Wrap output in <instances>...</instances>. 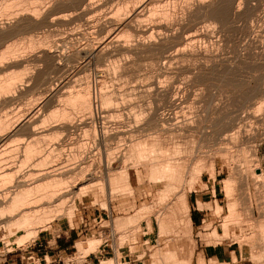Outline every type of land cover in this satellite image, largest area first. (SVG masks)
<instances>
[{
  "label": "rangeland",
  "instance_id": "rangeland-1",
  "mask_svg": "<svg viewBox=\"0 0 264 264\" xmlns=\"http://www.w3.org/2000/svg\"><path fill=\"white\" fill-rule=\"evenodd\" d=\"M48 1L39 7L38 18L16 15L12 9L6 11L10 19L0 13V37L12 34L0 38L1 48L33 39L29 49H18L10 60H0V76L17 75L12 89L0 95V122L15 124L0 131V160L5 161L0 167L15 171L14 180L32 172L27 184L41 183L56 171L65 178L82 168L87 173L83 171L77 188L97 193L94 201L88 191L75 200L77 188L59 187L57 192L67 188L56 193L58 197L67 195L61 215L50 217L20 247L13 241L22 233L12 230L10 235L9 229L4 230L0 264H36L41 258L37 251L47 247L53 252L56 237L70 229L77 232V252L65 257V263H82L88 254L96 256L97 248L106 245L113 255L105 254L100 260L113 258L114 264L123 258L151 264L154 253L161 255L166 250H175L178 259H186L190 253L189 264H199L200 250L214 246L237 250L238 261L232 258L233 264H256L249 258L250 247L257 251L264 246L258 240L257 226L264 224V0H54L53 5ZM77 94H88L84 105ZM61 110L64 117L54 118V112ZM32 133L39 138L42 155L55 148L46 165L41 163L45 167L39 165V169L34 158L23 160L22 149ZM144 136L179 144L178 156L187 159L175 191H185L189 210L192 206L204 215V221L192 225L190 233L178 220V224H169L170 234H158L153 214L171 203L173 194L166 203L159 202L156 190L160 184L152 182L134 159H123L128 156L130 141ZM193 159L201 160L203 169L189 189ZM106 162L112 164L106 166ZM108 168L116 174L125 170L130 189L124 191L119 179L118 188L109 189ZM228 176L234 177L229 198L223 190ZM3 185L0 192L12 190L11 184ZM229 199L236 200L238 222L227 223L229 235L225 238L221 228ZM142 203L152 209L137 216ZM70 206L73 217L68 220L65 212ZM216 206L220 207L218 213ZM117 217L130 218L131 225L126 223L130 228L124 225L129 229L125 234L112 226ZM212 231L220 237L213 238ZM233 237L245 241L239 243ZM87 238L96 241L94 249L86 250ZM77 242L83 243L76 248ZM72 252L74 249L66 254Z\"/></svg>",
  "mask_w": 264,
  "mask_h": 264
},
{
  "label": "bare ground",
  "instance_id": "bare-ground-1",
  "mask_svg": "<svg viewBox=\"0 0 264 264\" xmlns=\"http://www.w3.org/2000/svg\"><path fill=\"white\" fill-rule=\"evenodd\" d=\"M44 0H0V13L3 14L4 12V16L7 15V17L10 16L9 13L6 14V11L8 10H14L16 11L14 14L17 15V13H21L22 14H25V15H30L32 18L34 17H37L38 14H40V10H39V7L44 4L43 2ZM48 1V0H47ZM50 1V2H49ZM47 4H50L51 5V2H53L54 0H49ZM89 1V0H87ZM54 4V2L52 3V5ZM68 5V3H67ZM83 5V4H82ZM43 6V5H42ZM41 6V7H42ZM48 6V5H47ZM46 6V7H47ZM49 7V6H48ZM54 7V6H53ZM57 7V6H56ZM44 9V8H43ZM38 10H39V13H38ZM44 11V10H42ZM46 11V10H45ZM52 13V12H51ZM56 13V12H55ZM0 14V16H1ZM13 14V15H14ZM38 16H41L38 15ZM43 16V15H42ZM45 16V15H44ZM49 17H51V15H48ZM55 16V15H53ZM57 16V15H56ZM19 17V16H18ZM15 18V17H14ZM17 18V17H16ZM26 19V17H24ZM29 18V17H28ZM38 18V17H37ZM54 18V17H51V19ZM10 19V17L8 18ZM7 19V20H8ZM23 19V18H22ZM50 19V18H49ZM57 19V18H56ZM58 19H59V16H58ZM61 19V18H60ZM32 20H35V19H32ZM46 20V19H45ZM51 21V20H50ZM53 21V20H52ZM32 25V24H31ZM19 31V30H18ZM17 31V32H18ZM11 34V33H9ZM9 34H4V36H1L0 38H4L5 39V35H7L9 38ZM18 33H16L17 35ZM12 35V34H11ZM15 35V34H14ZM39 35V34H37ZM45 35V34H43ZM31 36V35H30ZM29 37V36H28ZM38 37V36H36ZM45 37V36H44ZM40 38V37H39ZM43 38V36H42ZM22 39V38H20ZM44 39V38H43ZM25 40V38H24ZM33 40V39H32ZM32 40H27L28 42L26 44H22V43H15L12 42V43H7L5 44L4 46H2V48L0 49V60L1 59H7L6 61H8L9 57H11L13 54L15 55V52L18 51V49H23V48H30L31 46H33V41ZM39 40V39H38ZM2 41V40H1ZM5 41V40H4ZM7 41V39H6ZM20 41V40H19ZM3 42V41H2ZM8 42V41H7ZM20 42H23V39L22 41ZM43 44V43H42ZM35 45V44H34ZM37 45V44H36ZM27 49V50H28ZM14 57V56H13ZM12 58V57H11ZM10 60V59H9ZM12 61V60H11ZM3 62V61H2ZM1 62V63H2ZM17 77L16 74H12V75H8L7 77L4 76H0V95L2 94H6V92H8V90L10 91V89H12L13 87V83L12 81L15 80ZM71 95V94H70ZM88 95V94H77L76 97L79 98L80 102L82 105H84L87 100L85 99V96ZM69 96V95H68ZM75 96V95H74ZM72 97V96H71ZM70 98V97H69ZM73 98V97H72ZM77 98V100H78ZM76 100V99H75ZM74 100V101H75ZM78 100V102H79ZM71 101V100H70ZM69 101V102H70ZM73 101V102H74ZM68 102V103H69ZM104 102H108L107 99H105L104 97ZM67 103V102H66ZM71 104V103H70ZM80 104V105H81ZM79 105V106H80ZM62 108V107H61ZM64 109V108H63ZM59 110V109H57ZM54 111H52L51 113H53ZM66 112V111H65ZM64 113L63 110H61V112L59 111H55L54 114H53V117L54 116H57V115H60ZM65 114V113H64ZM52 116V115H51ZM62 116L64 117V115L62 114ZM48 117V116H47ZM58 117H61V116H58ZM49 118V117H48ZM55 118V117H54ZM52 119V118H51ZM15 126V124L13 125L10 124V125H7V123L5 122H0V131L1 130H4V129H8V128H13ZM32 132V131H31ZM30 132V133H31ZM34 133V132H33ZM30 134V140L27 141V143H25V145L23 146V149H22V154H23V160L25 162H28L31 160L30 159H33L34 161H32L34 163V166H41L44 162V165H46L45 161H47V159L50 157V152L52 154V151H55L54 149L52 151H50L49 153H46L47 155H42V152H41V149L39 148V138H37L35 136V134ZM140 136V135H139ZM142 136V135H141ZM138 137V136H137ZM164 139V138H163ZM165 140L162 141V138H159L157 136L155 137H141V138H136L134 139L132 142L130 141V144L129 146H127V155L126 157H124V161L125 160H128V159H134V162H138L143 168L144 172L147 175V177L149 176L150 180H152V182H154L155 184H160V187L157 188V199L159 202L161 201H165V199L167 200L168 197H170L171 194H173V201L169 204H167L163 209L161 210H158L156 211L153 216H154V220L156 221V225H157V231H158V234L161 235L163 233H166L168 229V226L169 224L173 221V223H177V221L179 220V222H184L185 223V226L187 227V231L188 233H190L191 231V228H192V221L190 219V216H189V208H188V204H187V193L185 191H175L177 189V186L178 184L180 183V181L182 180V172H183V169L185 168V157H179V152H180V145L177 144V143H173L172 145L171 144H167V142H164ZM191 141V140H190ZM189 141V142H190ZM177 142V141H176ZM188 142V141H186ZM185 144V143H184ZM182 144V145H184ZM191 144H193L191 142ZM190 144V146H191ZM187 145V144H186ZM185 145V147H186ZM188 146V145H187ZM184 149V148H183ZM187 149V147H186ZM185 149V150H186ZM190 149V147H189ZM192 149V148H191ZM190 149V150H191ZM17 150H19L17 148ZM43 151V150H42ZM109 151V150H108ZM107 151V152H108ZM7 153L9 151H6ZM110 152V151H109ZM184 152V150H183ZM7 153H4V154H7ZM11 153V152H10ZM9 153V154H10ZM14 153V152H13ZM191 153V152H190ZM3 153H0L1 155V159H2V155ZM12 154V153H11ZM18 155V153H16ZM106 154V153H105ZM108 154V153H107ZM13 155V154H12ZM17 155H16V158H17ZM49 155V156H48ZM110 155V153H109ZM181 155V154H180ZM185 155V154H183ZM15 156V155H14ZM20 156V155H19ZM5 157V155H4ZM7 157V156H6ZM10 157V156H9ZM53 157V156H52ZM188 157V156H187ZM19 158L22 159V157L20 156ZM112 158V157H111ZM110 158V159H111ZM197 158V157H196ZM5 159V158H4ZM9 159V158H8ZM51 158H49L50 160ZM7 160V159H6ZM10 160V159H9ZM22 160V161H23ZM100 159L98 158V161ZM194 162L192 163L191 165V168H190V171H188V179H187V185H188V188L190 189L191 188V185L192 183L195 181V180H198L199 176H200V173H201V169L202 168V163H201V160L199 159H193ZM12 161V159H11ZM10 161V162H11ZM17 161V159H16ZM15 161V162H16ZM20 161V160H19ZM106 161V160H105ZM109 161V159L107 160ZM111 161V160H110ZM3 163H5V161L3 160L2 161ZM8 161H6L7 163ZM14 162V164L16 165V163ZM50 162V161H49ZM113 162V161H111ZM188 162V161H187ZM1 163V160H0V165L3 164ZM12 163V162H11ZM11 163L9 165V167H11L13 165H11ZM20 164V162H18ZM17 163V164H18ZM24 164V162H22ZM21 163V164H22ZM27 164V163H26ZM112 164V163H110ZM109 164V165H110ZM11 165V166H10ZM28 165V164H27ZM44 165H42L43 167H45ZM48 165V164H47ZM51 165V163H50ZM49 165V166H50ZM54 165V164H53ZM106 166H109L107 165V162L105 164ZM187 165V164H186ZM18 166H21L22 165H18ZM24 166V165H23ZM33 166V165H32ZM39 166V167H40ZM41 166V167H42ZM105 166V168H106ZM140 166V167H141ZM188 166V165H187ZM207 166V165H206ZM12 167H15V166H12ZM38 167V169H39ZM51 167V166H50ZM88 167V165H87ZM86 167V168H87ZM138 167V166H137ZM16 169L18 167H15ZM25 168V167H24ZM33 168V167H32ZM48 169V167H46ZM55 168V166H54ZM58 167H56L57 169ZM109 168H112L109 167ZM106 170V175L108 174V179L109 180V184L110 186H108L109 189H113L115 187L116 182H118L117 180L119 179L120 181H122V185L124 187V191L125 188L127 190L130 189L129 187V184H128V179H129V175L127 174V172L124 170V171H120L119 174H116L115 173V170H112V169H109ZM212 164H209L208 166V171H210V174L212 173ZM13 169V168H12ZM15 169V170H16ZM30 169V167L28 168ZM36 169V167H35ZM53 169L50 168V170ZM82 168L79 169L80 172H75L73 175L71 173V176L70 174L68 175V177L65 176V178H63L62 174L61 176H59L57 173H59L58 171H56V173H53V174H50L48 175V178H46L47 176H45L44 178H46L43 182H32L31 184H27V178H29V176H34L33 173L31 172H28L24 175H22L21 177H18L17 180H14L15 178H13V174L15 173V171H13L14 173L11 172L10 168H7L5 167L4 165L0 167V185L2 184H11L12 185V182L14 181V186L12 187L10 185V188H12V190H9V189H3L2 192H0V237L3 236V232L4 230H7L9 229V233L11 235V233L14 231L16 233H22L21 235H18L17 237H15L14 239V243L16 245H18L19 247L24 245L25 243L28 242V240L31 238V237H34L38 231L39 228H44L47 224V220L51 217H54L53 219H56L57 217H59L61 215V211L62 210V207H63V204H65V201H66V198H67V195H63V196H57L56 193H59L60 192H65V191H62V190H66V189H62L60 190V192H57V189L59 187H67V184L68 186L70 185L72 190H75L78 186V183L79 182L78 180H80L79 177H81L83 171H81ZM123 169V168H122ZM137 169V168H136ZM135 169V170H136ZM18 170H23V168H18ZM33 170V169H32ZM43 170H46V169H43ZM60 170V169H59ZM185 170V169H184ZM17 171V170H16ZM25 171V170H23ZM22 171V172H23ZM30 171V170H29ZM34 171H38V170H34ZM42 171V170H41ZM49 170L46 171V173L48 172ZM52 171L55 172V169H53ZM51 171V172H52ZM61 171V170H60ZM39 172V171H38ZM37 172V173H38ZM43 172V171H42ZM45 172V171H44ZM51 172H48L51 173ZM86 172V171H84ZM19 173V172H17ZM16 173V174H17ZM21 173V172H20ZM36 173V172H35ZM34 173V174H35ZM36 173V174H37ZM87 173V172H86ZM85 173V174H86ZM22 174V173H21ZM35 174V175H36ZM41 174V173H39ZM84 174V173H83ZM136 174L137 176H139V173L137 172L136 170ZM142 174V173H141ZM146 174L144 175L146 177ZM15 175V174H14ZM18 175V174H17ZM44 175V173L42 174ZM255 177L256 178H260L261 177V173H258V174H255ZM143 176V175H142ZM143 176V177H144ZM40 177V176H39ZM83 177V176H82ZM90 177V176H89ZM37 178V176H36ZM43 178V177H42ZM96 178V177H95ZM140 180V177H138ZM31 179V178H30ZM91 179H93L91 177ZM97 179V178H96ZM96 179H93L92 181L96 180ZM137 179V177H136ZM34 180V181H35ZM84 180V179H83ZM147 180V178H146ZM30 181V180H28ZM33 181V180H31ZM119 181V182H120ZM89 182V181H88ZM91 182V181H90ZM121 183V182H120ZM81 184V183H80ZM233 184H234V177L232 176H228L226 179L223 180V190H224V194H225V197L229 198L230 196H232V191H233ZM4 186V185H3ZM2 186V187H3ZM6 186V185H5ZM8 186V185H7ZM117 186V185H116ZM111 187V188H110ZM8 188V187H7ZM45 188H48L47 191H45L44 189ZM118 188V186H117ZM60 189V188H59ZM116 189V188H115ZM114 189V190H115ZM0 190H1V186H0ZM71 190V191H72ZM79 191V192H78ZM88 191V196H91L92 197V200L94 201L95 197H96V193L94 190H85V189H81V188H77V191L76 192H73L75 195V200L76 199H79L80 195H82L81 197H85L87 194L86 192ZM94 191V192H93ZM111 191V190H110ZM113 191V190H112ZM123 191V189H122ZM78 193H80L78 195ZM78 196V197H77ZM70 197V196H69ZM74 199V198H73ZM80 200V199H79ZM167 201H165L166 203ZM74 204V202H73ZM102 204V203H101ZM164 204V203H163ZM104 205V203H103ZM104 207V206H103ZM72 206H70L68 208V210L65 212V216L67 217L68 220H71V218L73 217L72 214H73V210H72ZM74 209V208H73ZM152 209L151 206L145 204V203H142L141 206L137 209V216H142L144 214H147L149 213ZM216 212L218 213L219 210H220V207L219 206H216L215 208ZM236 200H228L227 201V215L224 217V221H223V225H222V237H225L229 235L228 233V227H227V223H229V221L233 220V219H236L237 220V212H236ZM135 214V213H134ZM152 215V214H151ZM240 216V215H239ZM141 218V217H140ZM146 218V217H145ZM240 218V217H239ZM238 218V219H239ZM130 218H114L112 221V226L115 228V229H119V228H122L123 229V233H124V225H126L127 222H129ZM142 219V218H141ZM140 219V220H141ZM3 220H6L3 222ZM133 220V219H132ZM136 220V219H135ZM240 220V219H239ZM138 221V220H137ZM142 221V220H141ZM140 221V222H141ZM235 221V220H234ZM232 221V222H234ZM131 222V221H130ZM129 222V223H130ZM238 222V220H237ZM235 221V223H237ZM70 223V222H69ZM139 223V221H138ZM136 223V224H138ZM149 223V222H148ZM182 223H180L182 225ZM178 224V223H177ZM176 224V225H177ZM131 225V223H130ZM134 225V224H132ZM147 225V224H146ZM238 225V223H237ZM135 226V225H134ZM133 226V228H134ZM149 228H150V225L148 224ZM147 226V227H148ZM178 226V225H177ZM259 226V235L258 236V240L261 241V243L264 245V224L262 222L258 223ZM125 227H129L130 226H125ZM137 228L139 226H136ZM179 227V226H178ZM132 228V227H131ZM148 228V229H149ZM171 228V227H170ZM121 229V230H122ZM127 229V228H126ZM147 229V230H148ZM185 229V228H184ZM11 230V231H10ZM13 230V231H12ZM43 230V229H42ZM129 230V229H128ZM127 230V231H128ZM136 230V229H135ZM150 230V229H149ZM175 230V228H174ZM172 230V231H174ZM40 231V230H39ZM118 231V230H117ZM120 231V230H119ZM125 230V232H127ZM131 231V230H130ZM134 231V230H133ZM171 231V230H170ZM179 231V230H178ZM109 232V231H108ZM175 232V231H174ZM173 232V233H174ZM183 232V231H182ZM132 233V232H131ZM168 233V232H167ZM180 233V232H179ZM187 233V234H188ZM109 234V233H108ZM125 234V233H124ZM124 234H121L120 236H123V239L124 240H127L126 238H124ZM170 234V233H168ZM167 234V238L169 237V235ZM184 234V233H183ZM164 235V234H163ZM182 235V234H181ZM205 235V234H204ZM207 235V234H206ZM205 235V237H206ZM212 237H217L219 236L215 231H212ZM243 235V234H242ZM252 235V233H250V236ZM100 236V235H99ZM119 236V237H120ZM127 236V235H126ZM125 236V237H126ZM172 236V235H171ZM170 236V237H171ZM176 236V234H175ZM187 236V235H185ZM201 236V239L204 238L203 234L200 235ZM210 236V234L208 235ZM240 236V234H239ZM246 236V235H245ZM243 235V238L245 237ZM10 237V236H9ZM133 237V235H132ZM220 237V236H219ZM221 237V238H222ZM248 236H246L247 238ZM252 237H254V235H252ZM96 238V237H95ZM98 238V237H97ZM118 238V237H117ZM116 238V239H117ZM129 238V237H128ZM175 238V237H173ZM236 241H238L239 243L241 241H243L244 239L240 240V238L238 237H233ZM245 238V239H246ZM256 238V236H255ZM254 238V239H255ZM88 239V238H87ZM99 239V238H98ZM97 239V240H98ZM110 239V238H109ZM119 239V238H118ZM228 239V238H227ZM251 239V238H249ZM3 240V239H2ZM169 240H172V238ZM219 240V239H217ZM231 240H232V236H231ZM257 240V241H258ZM1 241V239H0ZM119 241V240H118ZM220 241V240H219ZM245 241V240H244ZM255 241V240H254ZM98 242V241H97ZM121 242L120 244H122L123 241H119ZM249 242V241H247ZM80 243H83V242H77L75 245H76V248H77V244L79 245ZM86 244V247L87 249L86 250H91V249H94V246H95V243L96 241L92 240V239H88L86 242H84ZM124 243V242H123ZM163 243V242H162ZM165 243V242H164ZM245 243V242H244ZM250 243V242H249ZM8 244V243H7ZM246 244V243H245ZM252 244V243H251ZM257 244V243H256ZM242 245V244H241ZM240 245V246H241ZM255 245V244H254ZM260 245V243H259ZM167 246V245H166ZM248 246V245H247ZM253 246V245H252ZM250 247V255H249V258L251 261H253L254 263L256 264H264V246L260 248V250H257V251H253V247ZM80 247V246H79ZM18 248V247H17ZM240 248V247H239ZM258 248V247H257ZM78 249H81V248H78ZM7 250V249H6ZM85 250V249H84ZM83 250V251H84ZM82 251V250H81ZM82 251V252H83ZM181 251V250H180ZM10 252V251H9ZM182 253V252H181ZM180 253V254H181ZM46 257V256H45ZM154 257L155 259L153 260V262L151 264H189V260L191 258V254L189 253V257L186 258V259H181V258H177V252L175 250H166L164 251L161 255H158L156 253H154ZM180 257V256H179ZM47 259V258H46ZM204 260L199 257V264H203ZM100 264H114V260L113 258H107V259H104L100 262ZM209 264H216V262L214 260H210L209 261Z\"/></svg>",
  "mask_w": 264,
  "mask_h": 264
},
{
  "label": "crops",
  "instance_id": "crops-1",
  "mask_svg": "<svg viewBox=\"0 0 264 264\" xmlns=\"http://www.w3.org/2000/svg\"><path fill=\"white\" fill-rule=\"evenodd\" d=\"M189 216L193 226L204 221L202 219L204 215H200L199 211L197 209H194L192 206L189 210ZM76 237L77 232H75L74 229H70L68 232L63 233L61 236H57V241H55L53 252L52 249H49V251H47V247H44L43 249L37 251L38 253H41L40 259L44 257L47 259H60L61 261L65 262V257L71 256V254H66V252L70 249L75 250L74 243L76 241ZM105 247L107 246H99L97 248L98 254L96 256L92 255L91 253L87 255L89 264H100V259L104 258L105 254L113 253L111 249L109 252V249H105ZM73 253L74 252H72V254ZM199 255L202 257L205 263L209 262L210 260H214L218 264H233L234 262L232 261V258H234L235 262H237L239 256L237 250L224 249L220 246L204 247L200 250ZM127 257L129 256L127 255ZM120 260V263L127 262V264H136V262L138 261L137 259H128L127 261H125L124 258Z\"/></svg>",
  "mask_w": 264,
  "mask_h": 264
},
{
  "label": "built area",
  "instance_id": "built-area-1",
  "mask_svg": "<svg viewBox=\"0 0 264 264\" xmlns=\"http://www.w3.org/2000/svg\"><path fill=\"white\" fill-rule=\"evenodd\" d=\"M76 249L74 250V253L73 254H71V257L74 255V254H76ZM87 256L85 257V261H83L82 263H78V264H89V263H87ZM26 264H28V263H26ZM36 264H77V263H75L74 261H67V263H65V262H63V261H61L60 259H52V260H47L46 258H42V259H40V260H38V262L36 263ZM120 264H126L125 262L124 263H120Z\"/></svg>",
  "mask_w": 264,
  "mask_h": 264
}]
</instances>
